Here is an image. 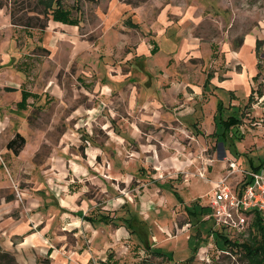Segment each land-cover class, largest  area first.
I'll use <instances>...</instances> for the list:
<instances>
[{
  "label": "crops",
  "instance_id": "0c3cea01",
  "mask_svg": "<svg viewBox=\"0 0 264 264\" xmlns=\"http://www.w3.org/2000/svg\"><path fill=\"white\" fill-rule=\"evenodd\" d=\"M0 8V42L20 34L10 51L0 45L2 251L17 264H146L148 256L173 258L160 245L159 229L186 234L204 218L215 226L212 202H198L195 211L184 205L186 219L175 229L172 214L185 201L181 189L189 188L178 181L181 171L192 174L202 161L196 150L190 155L178 128L198 126L195 104L211 101L202 122L209 120L208 133L223 153L208 172L223 176L225 158L240 153L246 135L241 99L255 106L256 35L247 33L238 47L217 46L188 37L189 19L184 27L161 15L139 17L140 7L121 0H110L108 17L111 9L119 16L110 18L108 38L102 31L91 38L78 20L19 28ZM28 34L33 43L25 41ZM51 110L46 125L30 122L32 112ZM232 114L238 122L224 133L220 118ZM59 119L65 122L60 131ZM162 124L171 129L167 135L160 132L165 127L157 131ZM18 132L26 142L15 153L8 141ZM263 158L251 156L248 166L261 167ZM195 236V254L204 253L201 232Z\"/></svg>",
  "mask_w": 264,
  "mask_h": 264
},
{
  "label": "rangeland",
  "instance_id": "374dc122",
  "mask_svg": "<svg viewBox=\"0 0 264 264\" xmlns=\"http://www.w3.org/2000/svg\"><path fill=\"white\" fill-rule=\"evenodd\" d=\"M127 2L129 6L140 7L139 14L137 16L144 18H152L154 16L161 15L164 20L176 23V26L182 23L184 27L190 21V27L185 30L188 31V37L198 35L203 40H208L209 42L215 43L217 46L222 42H231V45L238 47L243 43L244 37L247 33L252 32L256 35V60L258 68L261 70L257 79L255 81V88H258V92H255L252 104H247V100L241 99V109L243 111V124L242 128L245 132V138L238 142L239 154L228 153L225 158L224 167L221 171L227 172L230 169V162L232 161L231 156H235L238 161L237 169L229 176L228 181L233 184V186H240L242 184V178L245 177V170H249L248 159L252 156L253 158L258 157L264 153V120L261 125H256L261 117L264 118V0H121ZM6 4L3 7V12L7 11L11 15L12 23L20 26H38L44 27L48 20L51 19L53 26H57L56 19L52 11L49 15L45 13V5L42 0H5ZM64 7L72 10V17L75 21L78 20L83 26L80 27L82 32L88 31V35L91 38H95L102 31L107 34L108 23L110 18L116 19L118 11L111 9L110 16L108 17V7L110 0H61ZM1 10V8H0ZM12 13L14 19H12ZM132 15V14H131ZM136 17L135 20H138ZM189 19V20H188ZM28 24H24L23 22ZM39 22L41 25H36ZM165 22V21H164ZM52 25V24H51ZM122 28H125L122 26ZM13 33V32H12ZM193 33V34H192ZM19 33L11 34L8 39H4L0 42L3 49L10 51V47L17 45L20 40ZM25 41L30 43L34 42L32 35H25ZM108 38V34H107ZM106 38H102L98 42L96 48L99 49L103 41ZM215 39V40H214ZM102 41V42H101ZM260 41L259 48L257 44ZM166 51L161 50V53ZM100 58V57H99ZM103 62L105 58H102ZM194 61H198L194 58ZM67 77V76H66ZM263 97V100H261ZM210 100L202 97V104L199 106L195 104L197 112L193 117V122L198 120L196 123L198 126H186V129H179L182 136V140L187 141V146L191 147L190 155L196 150L200 154L201 164L192 174L191 172H183L180 174L179 183H187L189 188H182V195L185 201L183 203L178 201L175 208V212L172 214L173 219H175V229L179 230V226L182 225L184 219H186V206L191 209H195V205L198 202L201 203H211L213 201V188L215 181L219 180L222 176L215 177L212 173L208 172L209 162H212L213 158L222 155L223 148H219L216 139L209 135L210 126L207 120L203 124L206 118L201 117L202 112L213 110V104H210ZM47 114H42L41 112H32L30 115V122L36 125H46L50 120V112ZM200 111V112H199ZM211 122V121H210ZM64 120H60L57 123L59 131L63 129ZM201 124V125H200ZM55 128L56 130L58 128ZM160 131L161 128H164ZM160 131L167 135L169 129L164 124L160 125L157 131ZM204 136H200V133ZM193 151V152H192ZM189 155V157H191ZM4 172L7 174L6 170ZM204 172V175L202 173ZM177 175L178 172L176 171ZM186 206L184 207V205ZM210 211V210H209ZM244 218L242 225L235 227L232 230H226L222 227L220 231L227 234L230 238L229 243L239 242L241 245L236 247H231V244H225L222 237L216 233L219 230L217 224H215L210 218H204L197 224L193 223L190 229L185 234L181 232L180 234H174V230L170 232L162 231L163 234L160 235L159 240H161V246H167L170 248V256L172 260H168L162 257H146L148 261L146 264H185L183 261L186 257L193 254L196 245L198 244V237L196 239L195 234L201 232L203 238H200L204 242L203 245L207 246L204 253L199 249L195 257L191 259L190 262L186 264H264L263 263V253L246 255L245 246L242 244L248 242L249 245H259L263 244V241L256 239L264 232V229L258 226L256 222L255 214H248V212L235 213V218ZM188 218V217H187ZM212 218L215 219L214 216ZM262 225L264 223V216L262 218ZM194 222V221H193ZM159 225V224H158ZM159 228V226H158ZM198 229H201L198 230ZM168 232V233H167ZM166 234V235H165ZM190 236L192 237L190 240ZM173 238V240H168ZM224 243V244H223ZM263 246V245H262ZM261 246V247H262ZM204 249V246H202ZM8 253V255H4ZM0 264H17L15 256L12 253L2 251L0 247Z\"/></svg>",
  "mask_w": 264,
  "mask_h": 264
},
{
  "label": "built area",
  "instance_id": "2783aa9c",
  "mask_svg": "<svg viewBox=\"0 0 264 264\" xmlns=\"http://www.w3.org/2000/svg\"><path fill=\"white\" fill-rule=\"evenodd\" d=\"M236 161L230 162V169L214 183L213 213L217 223L239 227L244 218H235V213L259 210L264 215V163L261 167L245 170L246 174L240 186H233L229 176L237 169ZM204 175V173H202ZM17 188V185H15ZM18 191V190H17ZM19 194V193H18ZM20 195V194H19ZM66 264H87L68 262Z\"/></svg>",
  "mask_w": 264,
  "mask_h": 264
},
{
  "label": "trees",
  "instance_id": "16d2710c",
  "mask_svg": "<svg viewBox=\"0 0 264 264\" xmlns=\"http://www.w3.org/2000/svg\"><path fill=\"white\" fill-rule=\"evenodd\" d=\"M42 1L45 5L44 11L47 15H49L50 11H52V14H54L56 19H60V20L65 21V22H73L74 21V19L72 17V10L67 8V7H64L61 0H42ZM5 4H6L5 0H0V6H4ZM12 19L15 20L13 13H12ZM23 23L28 24V21L27 22L25 21ZM76 23H78V22H76ZM41 24H39V22L36 23V25H41ZM258 42L259 43L257 44V47L259 48V46L261 44H260V41H258ZM220 108H221V105H220ZM220 121L222 123H224V127H225L224 133H226L227 130L231 129V126L234 123L238 122V119H237L235 114H232L228 118L221 117ZM25 142H26V137L22 133L18 132V133H16V135L14 137H12L8 141V147L12 148L15 153H19L21 148L24 146ZM263 162H264V158H263ZM252 168L257 169L258 166H254ZM254 211H255V216H256L255 217L256 222H258V226L260 228L264 229V223H263V225L261 224L262 223L261 220H262L264 215L259 210H254ZM217 233L219 235L221 234L219 232H217ZM223 238H224L223 240H224L225 244L226 243L231 244V247H234V246L236 247L237 245H241V243H239V242L229 243L230 238H228L225 235ZM256 239L263 241V244H262L263 246L261 245L262 247L259 246L258 244L247 246V245H249L248 242H245L242 245L246 247L245 251H246V255H248V256L252 253L254 255L258 254L259 252H261V255L263 253V256L261 258H263V263H264V232L259 237H256ZM195 252H196V248L194 249L193 254H191V256L189 257L190 259L195 257ZM4 255H8V253H5Z\"/></svg>",
  "mask_w": 264,
  "mask_h": 264
}]
</instances>
